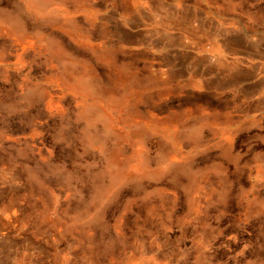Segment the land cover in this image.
<instances>
[{"label": "rangeland", "instance_id": "374dc122", "mask_svg": "<svg viewBox=\"0 0 264 264\" xmlns=\"http://www.w3.org/2000/svg\"><path fill=\"white\" fill-rule=\"evenodd\" d=\"M0 264H264V0H0Z\"/></svg>", "mask_w": 264, "mask_h": 264}]
</instances>
